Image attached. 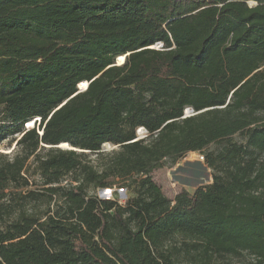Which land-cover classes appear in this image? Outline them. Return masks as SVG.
<instances>
[{
    "label": "trees",
    "instance_id": "1",
    "mask_svg": "<svg viewBox=\"0 0 264 264\" xmlns=\"http://www.w3.org/2000/svg\"><path fill=\"white\" fill-rule=\"evenodd\" d=\"M16 134L0 264H264V0H0V144ZM213 143V182L168 197L153 172ZM117 178L125 204L93 192Z\"/></svg>",
    "mask_w": 264,
    "mask_h": 264
},
{
    "label": "rangeland",
    "instance_id": "2",
    "mask_svg": "<svg viewBox=\"0 0 264 264\" xmlns=\"http://www.w3.org/2000/svg\"><path fill=\"white\" fill-rule=\"evenodd\" d=\"M251 6L255 5V2H249ZM157 45V44H156ZM123 64V63H122ZM79 88V86H78ZM189 108H186V111ZM185 111V114H186ZM191 114L189 112L186 115ZM138 137H145L149 135V132L146 131L143 134L139 133L137 130ZM20 135L16 134L8 139H5L0 144V151L13 154L17 151L16 141L13 139H19ZM243 137L239 134L234 135V141H240ZM113 144V143H112ZM222 143H213L205 151H200L204 156L208 150H214L219 148ZM114 148V145H111L108 150ZM72 149V148H71ZM199 151H190L186 153L181 159L176 163L171 164L167 163L164 167L153 172L154 181L160 185L164 193L170 197L174 198L177 193L182 190H186L190 193H194L199 188H206L209 184L213 182L212 169L208 166L207 161L201 162L198 160ZM175 170V171H174ZM174 172V173H173ZM173 175V176H172ZM36 179H39V176H36ZM196 179V180H195ZM64 183H67L68 180H64ZM130 183L129 179H115L110 186L107 187H98L93 192L100 197L101 189H104L103 194L104 198L101 199H113L118 201L120 204H125L126 201L134 196V186H125ZM251 257L249 255L241 256L239 258H234L233 264H249Z\"/></svg>",
    "mask_w": 264,
    "mask_h": 264
},
{
    "label": "bare ground",
    "instance_id": "3",
    "mask_svg": "<svg viewBox=\"0 0 264 264\" xmlns=\"http://www.w3.org/2000/svg\"><path fill=\"white\" fill-rule=\"evenodd\" d=\"M160 43L161 42H159V43H157V45H160ZM124 60H126V56L125 55H119V57L117 58V64H122L123 63V61ZM87 81H82L81 83H79V87L80 88H82V89H84V88H86L87 87ZM189 110V112L192 110L191 108H189L188 109ZM188 110L186 111V113L188 114L189 112H188ZM36 119H39L38 117L36 118ZM32 123H33V121H28L27 123H26V125L28 126V127H30L31 125H32ZM143 128V129H142ZM147 130L144 128V127H141V128H139V132H140V134H143L144 132H146ZM107 145H110V144H107ZM60 146L61 147H69V148H73V146L70 144V143H68V142H61L60 143ZM175 171V170H174ZM174 173V172H173ZM173 176V175H172ZM196 180V179H195Z\"/></svg>",
    "mask_w": 264,
    "mask_h": 264
},
{
    "label": "water",
    "instance_id": "4",
    "mask_svg": "<svg viewBox=\"0 0 264 264\" xmlns=\"http://www.w3.org/2000/svg\"><path fill=\"white\" fill-rule=\"evenodd\" d=\"M125 62V60L123 61V63ZM88 84L89 83H87V87H88ZM86 87V88H87ZM80 88V87H79ZM86 88H84V89H86ZM84 89H82V88H80V90H84ZM188 116V115H187ZM41 120V118H39V119H31V121H33V123H32V125L30 126V127H28L27 125H26V127L28 128V129H31V128H33L34 126H35V124L37 123V121L39 122ZM140 133V132H139ZM42 134V133H41ZM138 138H141V137H138ZM107 144H110V145H107ZM111 145H114V144H112V143H104L103 144V146H102V150H108V148L111 146ZM47 147H51L50 145H46ZM119 145H114V148H117ZM57 147H60V148H63V149H71V148H69V147H61L60 145H57ZM103 191H104V189H101V192H100V197L101 198H104V194H103Z\"/></svg>",
    "mask_w": 264,
    "mask_h": 264
},
{
    "label": "built area",
    "instance_id": "5",
    "mask_svg": "<svg viewBox=\"0 0 264 264\" xmlns=\"http://www.w3.org/2000/svg\"><path fill=\"white\" fill-rule=\"evenodd\" d=\"M255 4H256V3H255ZM162 46H163L162 43H160V45H155V47H157V48H160V47H162ZM191 109H192V108H191ZM190 112H191V114H193V113H194V110L192 109ZM186 114H187V113H186ZM189 115H190V114H189ZM198 155H199L198 160L201 161V162H205V156H204V154H202L201 152H199Z\"/></svg>",
    "mask_w": 264,
    "mask_h": 264
}]
</instances>
